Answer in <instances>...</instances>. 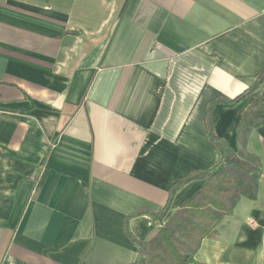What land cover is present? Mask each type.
Wrapping results in <instances>:
<instances>
[{
  "label": "crops",
  "instance_id": "0c3cea01",
  "mask_svg": "<svg viewBox=\"0 0 264 264\" xmlns=\"http://www.w3.org/2000/svg\"><path fill=\"white\" fill-rule=\"evenodd\" d=\"M264 72V0H0V264H134L222 160L207 108ZM264 84L218 138L258 170L255 198L192 264H264ZM220 199L227 201L225 196Z\"/></svg>",
  "mask_w": 264,
  "mask_h": 264
},
{
  "label": "trees",
  "instance_id": "16d2710c",
  "mask_svg": "<svg viewBox=\"0 0 264 264\" xmlns=\"http://www.w3.org/2000/svg\"><path fill=\"white\" fill-rule=\"evenodd\" d=\"M264 84V72L257 81L234 99H219L207 108V129L211 142L219 149L222 160L210 170L197 172L181 182L171 190L170 198L164 209L158 213H150L157 219H165L170 211L176 193L187 183L197 180L206 182L201 191L188 200L179 210L172 214L166 224L148 242H141L134 237L128 228L131 217L149 212H138L130 215L126 220V234L137 246L139 255L134 264H192V254L186 253L187 243L196 245L192 253L200 246L201 240L215 232L216 226L229 215L233 209V200L240 197L255 198V187L252 178L257 176L255 166L237 157L220 140L215 132L212 107L222 104L226 109H232L248 101ZM258 107L256 114L264 116L263 110ZM240 168V169H238ZM216 179L220 187L213 184ZM225 196L228 202L220 199Z\"/></svg>",
  "mask_w": 264,
  "mask_h": 264
},
{
  "label": "rangeland",
  "instance_id": "374dc122",
  "mask_svg": "<svg viewBox=\"0 0 264 264\" xmlns=\"http://www.w3.org/2000/svg\"><path fill=\"white\" fill-rule=\"evenodd\" d=\"M238 169H240V168H238ZM213 184L215 185V186H219L220 187V184H219V182L216 180V179H213Z\"/></svg>",
  "mask_w": 264,
  "mask_h": 264
}]
</instances>
